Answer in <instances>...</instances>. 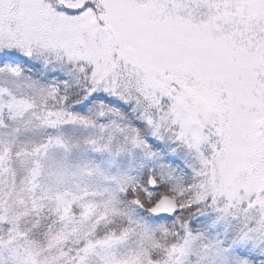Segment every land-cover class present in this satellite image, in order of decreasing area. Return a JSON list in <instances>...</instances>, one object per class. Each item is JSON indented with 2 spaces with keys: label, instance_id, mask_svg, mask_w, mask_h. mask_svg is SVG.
<instances>
[{
  "label": "rangeland",
  "instance_id": "rangeland-1",
  "mask_svg": "<svg viewBox=\"0 0 264 264\" xmlns=\"http://www.w3.org/2000/svg\"><path fill=\"white\" fill-rule=\"evenodd\" d=\"M76 2L83 3V0ZM247 3L248 0H224L225 6L216 10L210 9L204 0H149L148 4L140 6L138 15L129 19V25L137 34L162 40L178 52L195 53L209 67L220 69V76L246 80L256 55L249 27L254 17ZM53 4L54 0H24L18 8L15 3L6 5L0 51L11 49L20 54L18 57L26 55L36 63L52 64V72L65 75V82L75 75L81 76L86 95L82 103L77 104L88 113L72 112L65 96L61 97L64 91L57 95L56 89L37 88L35 81L24 73L29 67L20 68L18 61H0V65L5 66L0 70V126L5 131L4 135L0 134V151L6 152L0 161V199L3 201L0 215L7 217L0 220V264H66L70 259L78 264L89 245L86 264H120L139 253H146L140 256L141 264H172L175 260L180 264H242L233 252L225 251L219 242L207 238L212 225L207 213L215 206L223 210L220 214L224 218L235 213L237 222L238 216L244 214L242 210H245L236 204L225 207V197H217L213 203L210 194L204 202L193 205L178 218L181 225L174 230L169 228L165 218L153 216L148 210L163 195H170L178 204L195 198L193 189H173L163 175L157 178L152 170L155 164L168 168L172 166L168 161H181L182 156L193 153L191 165L199 173L201 153L207 155L209 152L207 133L201 130L206 139L199 147H194L186 140L176 139L174 131L179 130L178 124L170 128L161 122L157 130V109L142 91L145 87L143 77L130 81L125 72L106 79L101 87L109 90L107 95L129 103L128 111L137 109L145 116L155 143L165 138L171 141L166 153H157L121 123L117 112L125 113L122 107L109 105L105 100L82 105L88 101L87 92L92 84L81 64L69 58L76 54L75 34L69 30V18L58 12ZM210 14L218 18L210 22ZM123 47L121 55L130 63L143 67L142 57L150 55L149 50L135 43H126ZM61 62L72 64L73 68L67 70ZM116 63L119 64V58ZM7 66L17 67L19 71L13 73ZM160 71L163 74V68ZM77 83L76 79L71 84ZM186 95L192 102L190 112L202 111L205 119L210 118L215 97L207 81L202 86H189ZM241 111L251 119H264L256 115L252 104L245 105ZM48 113H52L48 119L57 121L54 125L45 122ZM57 113L61 115L58 117ZM73 116L77 119H72ZM148 116L152 117V123ZM19 124L27 129L31 126L33 135L25 136ZM56 126L55 135L50 134L49 129ZM134 137L142 143H135ZM248 138L246 130H242L241 144ZM244 157L241 151L238 159ZM133 170L138 177L146 179L147 186L150 176L157 182L154 189L159 184L155 202L149 206L141 200L136 203L140 209H145L146 205L154 220L138 221L125 213L122 215L117 209L112 212L119 193L129 192L126 186L130 181L129 172ZM177 170L175 164L172 171L176 175L174 181L179 184L182 174ZM33 172L36 173L34 177ZM231 177L237 184L250 186L264 179L251 162L247 165L237 163L231 170ZM209 179L200 175L196 192L202 190L201 185L207 186ZM254 214L243 217L242 224L235 227L238 233L235 244L243 246L254 238L255 231L249 225ZM215 222L212 226L216 228ZM34 227H37L35 231ZM30 230L34 231V237ZM261 237L263 242L251 250L257 251L260 263L264 264V232ZM174 248L183 251L173 252L170 257Z\"/></svg>",
  "mask_w": 264,
  "mask_h": 264
},
{
  "label": "snow or ice",
  "instance_id": "snow-or-ice-1",
  "mask_svg": "<svg viewBox=\"0 0 264 264\" xmlns=\"http://www.w3.org/2000/svg\"><path fill=\"white\" fill-rule=\"evenodd\" d=\"M23 2L24 0H0V38L4 27L5 6L15 3L18 8ZM204 2L210 9L220 10L225 6L224 0ZM148 3L149 0H83V3L76 0L72 3L67 0H54L53 6L69 18V30L75 34L73 45L76 54L69 58L74 63L81 64L82 70L90 80L92 88L87 92L89 98L119 103L128 111L131 105L107 95L109 90L101 87L102 82L115 78L120 72L127 73L130 81L143 77L145 87L142 91L157 109V130L161 122L170 128L178 124L179 130L174 131L176 139L186 140L194 147H199L206 139L201 130L207 133L209 152L207 155L201 153V170L198 173L210 178L207 186L201 185L202 190L195 193L194 199L189 198L178 204L175 209H168L166 214L161 213L155 205L150 211L161 218H167L204 202L210 194L213 203L217 197L223 196L227 200L225 207L236 204L245 212L255 211L257 215L252 217L251 230L264 232V179L250 186L247 183L237 184L231 177V170L237 163L247 165L249 162L254 165V170L260 176H264V119H251L247 113L241 111L245 105L252 104L256 115L264 117V0H248L246 5L254 17L249 27L254 37L252 46L256 51L251 61L252 71L246 80L220 76V69L209 67L195 53L178 52L162 40L141 36L133 31L129 19L139 14L141 5ZM217 18L216 14L209 15L210 22ZM126 43H135L149 50L150 55L142 57L143 67L130 63L121 55ZM19 55L14 50L5 49L0 51V60ZM117 58L119 64L116 63ZM4 67L0 65V70ZM7 67L13 73L19 71L17 67ZM205 81L215 97L214 109L208 119H205L202 111H189L192 102L186 95L189 86H202ZM51 115L52 113L47 114L45 122L54 125L57 121L48 119ZM56 115L59 117L61 114ZM72 119L77 117L73 116ZM147 119L150 123L153 122L151 116ZM81 120L86 122L83 118ZM242 130H246L249 137L243 145L240 140ZM212 137L214 139H211ZM133 139L137 144L142 143L135 137ZM241 151L245 153V157L238 159ZM5 154V151H0V161ZM35 174L33 172L32 176ZM149 186H156L154 178L150 179ZM2 204L0 199V206ZM34 206L39 205L34 203ZM5 218L7 217L0 215V220ZM90 249L91 245L83 250L85 255L79 257L78 264H86ZM182 251V248H174L169 256L171 257L173 252ZM142 255L146 253H139L120 264H141ZM66 264H76V261L70 259ZM172 264H180V261L175 260Z\"/></svg>",
  "mask_w": 264,
  "mask_h": 264
},
{
  "label": "trees",
  "instance_id": "trees-1",
  "mask_svg": "<svg viewBox=\"0 0 264 264\" xmlns=\"http://www.w3.org/2000/svg\"><path fill=\"white\" fill-rule=\"evenodd\" d=\"M53 1V0H51ZM3 63H12L13 61H18L19 62V67L20 68H26L29 67V70L26 68V71L24 72L25 75H29L36 83L37 88L39 89H43V88H47L50 90L56 89L57 91L55 92L57 95L60 94V92L64 91V93L62 92L61 97L64 95L66 98V103L68 104L67 107H69L72 112L76 113V114H80L85 112L87 115V109H83L82 107H80V105L78 106L77 103L81 104L82 101L85 99V95H86V88H85V84L83 82V78L79 75H75L74 78H71V80H68V82H65L66 76L63 74H60L57 70V72H52V64H46V65H42L40 63H36L35 59L31 58V57H27L25 56H21L16 58H11V59H6V60H0ZM27 63H30L29 66ZM59 65V64H57ZM61 65L64 66L67 70L72 69V64L66 63V62H61ZM77 79L78 83L77 85H72L71 83H73V80L75 81ZM72 88H69L71 87ZM62 98V99H63ZM90 100V102H89ZM96 103L98 104V102H101V100L99 99H95ZM99 100V101H98ZM92 99L88 98V101L84 102L82 105L88 104V103H92ZM106 102H108L107 100H105ZM109 105H113L114 107H121V105L119 103H109ZM96 105V104H95ZM95 107V106H94ZM92 107V109L94 108ZM91 109V110H92ZM135 111V112H134ZM134 111H125V113H123V111H118V115L120 116L121 119V123H125L124 125H126V127H130L129 130L136 132L140 138L145 141L148 146L151 149H155V151H157V153H160L163 155V153L167 152V148L169 147L171 141L168 138H165V140L160 142H156L154 140H152V134H150L151 132L148 129V125L146 124L147 121L145 120V116L140 113V111L134 110ZM79 112V113H78ZM84 113V114H85ZM91 113V112H90ZM90 115V114H89ZM88 115V116H89ZM93 117V116H91ZM95 117V116H94ZM19 129L20 130H24L23 133H25V136H31L33 135V130L31 129V126H28L29 129H27L25 125L19 124ZM56 127H51L49 129L50 134L55 135V131H57ZM1 130H0V134L4 135L5 131H2V127L0 126ZM26 129V130H25ZM165 156V154H164ZM23 158H26L25 156H21ZM168 159L170 158V155L167 156ZM14 158H17V156H15ZM28 159H34V157H28ZM194 157H193V153L190 154H186L181 161H179L177 159V161L173 160V161H168V165L172 164V166H168V168H164L159 166L158 164H155V169L152 170L153 175H155L157 178L159 177V175H163V179H166V181H168V185L170 187H172L173 189L177 188H181V189H187V187L190 189H193V195L194 193H196V190H198V184H199V179H200V175L197 173L198 171L192 167L193 165H191V162L193 161ZM18 160V159H17ZM189 160V161H188ZM16 161V160H15ZM164 161V159H163ZM175 164L178 167V170L180 171V173L182 174L181 178H180V182L179 184L174 181V179L176 178V175L174 174V171H172V167H175ZM191 166V167H190ZM177 170V172H178ZM168 171V172H167ZM165 172H167V175H164ZM26 173V171L24 170L23 175ZM130 174V181L127 184V188L129 190L128 193H123L120 194L117 197V203L115 204V207H113L112 212H114V209H117V211L119 213H125L126 216L128 217H133L135 218L134 220H145L144 218H148L150 220H154L156 218H153L147 211V206H149L151 203L155 202L156 199L158 198V193H157V189L159 188V184H158V188L154 189V188H150L149 186H147L148 184L146 183V179H141L140 177H138V175L133 171L129 172ZM172 175L168 176V175ZM140 175L142 176V172L140 173ZM128 176V175H127ZM126 177V176H125ZM141 179V183H140V179ZM137 180L139 181V183L137 182ZM10 184V183H9ZM156 191V192H155ZM148 193L147 195L145 193ZM127 195V196H126ZM141 200V202H144L147 204V206L145 205V209H140L137 206V202ZM208 205V204H207ZM209 207V205H208ZM217 209H216V208ZM213 208V210L211 212H208V219H210L209 224L213 225L214 221H216L215 223H217V226L215 228V226L213 227L211 225V228H209L208 234H207V238L209 240L215 241L218 243H220V245H222L225 249V251H230L232 253V255H236L237 259L236 260H240L242 264H263L260 263V256L258 255V253H256L257 251L251 250L253 247L255 248L256 246H258L259 244H261L263 241V238L261 237V233L262 232H253L254 234H252V236L254 238L250 239L249 243L245 244L242 246V244L237 245L235 244V239L238 236V233H236L235 227L238 224H242V218L246 217V215L250 216L253 215V213H255V211H250V212H245L242 210V212H244V214H240L238 216V222H237V215H235V213L231 214L229 213L227 215V218L223 217V214H220V210H222L221 208H218V206H215ZM188 211V210H187ZM223 211V210H222ZM183 212H186L183 211ZM181 212L179 215H175L174 217H167L165 218V222H167L169 224V228H171V230H174L175 228L178 229L180 228L179 224V217L181 215H183ZM254 215H257V213H255ZM236 217V218H235ZM234 220V221H233ZM139 225V224H138ZM252 225V221H250V224ZM34 227V231H35ZM33 231V232H34ZM30 230V235L32 237H34L33 232ZM35 239H39L38 237H35ZM234 249V250H233ZM231 255V257H232ZM239 257V258H238ZM235 260V261H236ZM231 264H235V262H231Z\"/></svg>",
  "mask_w": 264,
  "mask_h": 264
},
{
  "label": "water",
  "instance_id": "water-1",
  "mask_svg": "<svg viewBox=\"0 0 264 264\" xmlns=\"http://www.w3.org/2000/svg\"><path fill=\"white\" fill-rule=\"evenodd\" d=\"M152 178L155 179L154 176H150L149 177V183H150V179H152ZM155 182H156V179H155ZM156 185H157V182H156ZM177 204H178L177 201L173 197H171L169 195H163L154 205H155V207H157L158 209L161 210V213L166 214L168 209H175L178 206ZM153 206H151L150 209H152ZM150 209H149L150 214H152L153 216L154 215L158 216V214H154L152 211H150Z\"/></svg>",
  "mask_w": 264,
  "mask_h": 264
},
{
  "label": "bare ground",
  "instance_id": "bare-ground-1",
  "mask_svg": "<svg viewBox=\"0 0 264 264\" xmlns=\"http://www.w3.org/2000/svg\"><path fill=\"white\" fill-rule=\"evenodd\" d=\"M169 196H170V195H169ZM157 201H158V200H157ZM157 201H156V202H157ZM150 208H151V207H150ZM150 208H148V210H149ZM169 217H170V216H169Z\"/></svg>",
  "mask_w": 264,
  "mask_h": 264
}]
</instances>
